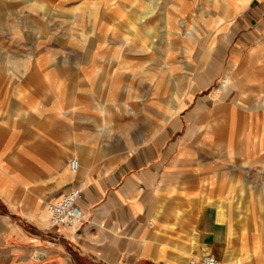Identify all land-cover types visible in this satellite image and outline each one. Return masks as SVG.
<instances>
[{
	"label": "crops",
	"instance_id": "obj_1",
	"mask_svg": "<svg viewBox=\"0 0 264 264\" xmlns=\"http://www.w3.org/2000/svg\"><path fill=\"white\" fill-rule=\"evenodd\" d=\"M110 2L102 32L91 39L98 34L117 38L113 27L121 20L123 6ZM53 4L54 0H0V264H188L190 258L209 252L224 264H264V181L253 180L248 169L264 168L257 158L264 148L254 137L255 117L225 107L233 117L247 115L245 140L236 143L231 138L239 135V128H226L224 118L218 124L207 120L219 116L210 106L221 102V86L194 102L196 93L228 67L226 56L231 57L226 73L232 76L242 61L239 57L264 55V0H221L220 14L205 33L207 59L217 58L205 61L200 69L206 70L193 76L185 107L179 114L172 111L158 133L149 125L153 138L127 148L125 159L109 165L101 164L103 154L88 158V141L94 139H89L85 123L94 119L87 115L89 105L98 106L93 97L101 102L105 94L112 103L120 101L119 77L129 74L127 54L121 61L123 54L113 47L80 49L78 69L72 64V49L63 63L45 62L38 52L30 53L33 62L25 64L20 47H8L9 40L48 39L40 16L49 15ZM168 4L166 0L165 13ZM179 4L176 13L181 15L184 6ZM152 12L143 11L140 21ZM169 21L166 17V24ZM188 25L189 19L179 23ZM144 29L152 34L153 26ZM199 32L195 28L186 35L195 39ZM101 51L116 60V68L88 65V53L98 56ZM77 71L84 87L74 92V99L72 75ZM55 72H60L57 81ZM228 83L222 82L224 88ZM261 89L248 84L236 99L238 107H264V96L257 95ZM244 96L251 101L257 97L259 105L245 104ZM99 108L109 113L105 104ZM182 129L179 141L172 144ZM194 135L204 137L193 139ZM227 139L234 147L231 153ZM74 159L77 169L71 167ZM78 186L84 190V223L76 230L50 224L47 204Z\"/></svg>",
	"mask_w": 264,
	"mask_h": 264
},
{
	"label": "rangeland",
	"instance_id": "obj_2",
	"mask_svg": "<svg viewBox=\"0 0 264 264\" xmlns=\"http://www.w3.org/2000/svg\"><path fill=\"white\" fill-rule=\"evenodd\" d=\"M113 1H119V5L123 6L121 20L117 26L113 27L116 31L114 36L117 38L103 39L104 35L98 34L96 39H91L95 38V32H102L110 0H54L53 9L52 11L50 9L49 15L43 16L42 10H40L41 22L44 21L48 27L46 29L49 32L48 39L7 41L8 47H20V50L23 51L22 58L25 64H31L34 58L31 54L38 52L44 55L41 58H45V62L57 64L63 63L65 58H69L67 52L72 49V64L78 69L80 49L86 51V48H93L96 52L98 48L113 47L118 49L119 51H117L121 55L127 54L126 57H128L130 65L128 66L127 63L126 70L129 74L126 77H119L120 101L112 103L107 100L105 94L100 96L101 102L97 97H93V99H97L98 106L89 105L90 111L87 115L94 119L88 117L89 120L85 123L88 127L89 139H94L88 141L89 148L92 149L87 153L88 158L99 159L103 154L104 157L101 161L103 165L112 164L113 160L116 164L128 156L127 148L148 143L149 139L153 138V135L148 134L149 125L150 129H156V134L167 123V117L172 111L179 110L177 113L179 114L185 107V97L187 92L192 89L190 82L193 76L197 74L205 61L209 60L210 62L217 58L211 56L207 59L206 48L209 40L206 39L205 33L208 30L207 24L219 16L221 4V0H169L168 10L165 13L166 0ZM179 2L184 6L181 15L176 13ZM151 9L153 12L145 21L141 22L140 14L143 11H151ZM166 17L170 20L167 24ZM186 19H189V25L184 28L180 27L179 23L182 24ZM173 21L175 22L172 23ZM149 24L153 26L152 34H148L144 29ZM195 28H200V32L195 34V39H190L186 34L195 32ZM104 53L105 51H101L98 56L91 55V52L88 53L86 56L88 65L103 68L106 64H114L116 68V60L113 62L112 57H106ZM123 55L120 58L121 61L125 57ZM250 55L253 56L251 53ZM9 58L15 60L16 56H9ZM239 58L242 61L234 66L232 78L231 73H226L231 66V57L226 56L224 61L229 64L228 67L209 81V86L196 93L194 102L203 96L215 93L221 86L222 89L217 93V99L221 102L210 106L212 107L211 111L218 112L219 116L207 117V120H215V124H218V121L224 118L226 128H239L237 132L239 135L234 138L230 137L231 140L235 139L234 141L238 143L243 138L245 140L246 137L247 121L245 117L247 115L244 116V119L233 117L232 114L227 113L225 107L233 106L239 112L250 113L255 117V120H251V122L254 121L252 126L254 127V137L257 143L262 144L260 146L262 149L264 148V107L259 106L252 111L238 107L236 99L250 83L257 88H264V55L256 54L253 59L245 56ZM204 70L206 69H200V71ZM54 76L53 79L57 81L60 79V72H55ZM224 80L229 81L227 88H224L222 84ZM72 85L74 98V92L76 93L78 89L84 87L79 71L73 73ZM257 95L264 96V89L258 91ZM160 99L163 102L162 105L159 103ZM225 100L233 101L232 105L223 103ZM242 100L245 104L259 105L257 97L251 101L248 96H244ZM194 102L190 105V109L195 106ZM100 103L106 105L109 113H103L99 108ZM124 104L129 108L122 107ZM116 106L121 107L117 109ZM114 108L116 109L114 110ZM132 109L136 111V114L132 112ZM187 111L189 109L181 114L183 118ZM75 121L79 123V120ZM95 123L98 125L96 126ZM100 127L103 129L99 130ZM166 128L172 131L171 124H168ZM145 132L147 135H144ZM183 133L184 129L179 130L173 137L172 144L177 143ZM197 137L204 136L194 135L192 138L196 139ZM96 138L100 146L97 145ZM231 140L227 139L226 141L230 153L234 149L231 146ZM102 147L103 152L100 150ZM96 148H98L97 151H95ZM216 149L221 150L222 147L217 146ZM237 150L240 151V147H237ZM257 158L264 163V153L260 152ZM256 168L250 166L249 174L254 176L253 180L264 181V168L261 166L257 170ZM249 186L252 185L249 184Z\"/></svg>",
	"mask_w": 264,
	"mask_h": 264
},
{
	"label": "built area",
	"instance_id": "obj_3",
	"mask_svg": "<svg viewBox=\"0 0 264 264\" xmlns=\"http://www.w3.org/2000/svg\"><path fill=\"white\" fill-rule=\"evenodd\" d=\"M72 169H77L78 160L71 162ZM84 190L78 186L70 192L58 197L49 205L52 216V225H62L70 230H76L86 220V214L80 205ZM189 264H224L213 253H206L200 257H192Z\"/></svg>",
	"mask_w": 264,
	"mask_h": 264
},
{
	"label": "bare ground",
	"instance_id": "obj_4",
	"mask_svg": "<svg viewBox=\"0 0 264 264\" xmlns=\"http://www.w3.org/2000/svg\"><path fill=\"white\" fill-rule=\"evenodd\" d=\"M56 201V200H55ZM51 203V202H50ZM50 203L47 204V208H46V212L48 214V219H49V223L52 224V216H51V212H50V209H49V205ZM191 259V258H190ZM189 264V262H188Z\"/></svg>",
	"mask_w": 264,
	"mask_h": 264
}]
</instances>
